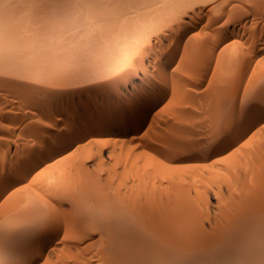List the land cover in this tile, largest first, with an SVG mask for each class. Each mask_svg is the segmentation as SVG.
Masks as SVG:
<instances>
[{"label":"rangeland","instance_id":"obj_1","mask_svg":"<svg viewBox=\"0 0 264 264\" xmlns=\"http://www.w3.org/2000/svg\"><path fill=\"white\" fill-rule=\"evenodd\" d=\"M3 1L4 2L7 1L8 8L3 3ZM77 1L76 0H52V1L23 0L22 3V0H1L2 3L0 7L4 4L6 7V11H5V7L2 6V8L0 9L2 11V12L0 11L1 14L0 30L1 32H3V37H1L2 34L0 33L1 35L0 36L1 37L0 38L1 39L0 40V63H1L0 70H2L0 71L1 72L0 73V169L2 166H4V164L6 165L7 162L9 161H11L12 163L18 161L19 163L18 162L16 163H18L20 168L10 178L3 179L2 180L3 182L0 185V190L2 189L0 191V201H1L0 221L5 219L4 218L5 216L6 218L8 217L10 218V216L12 217V215L14 214L17 215V212H19L20 209L22 210L25 208V207H21L20 204L23 205V203L25 202L24 203L25 206L28 201L27 198L30 199L32 197L33 199H35L36 195H38L36 197H38L39 199V200L35 199L37 202L45 199L46 202L45 201L44 202L46 204L49 203L48 205H50V206L46 205L47 207L46 210L43 212V214H40L41 216L39 217L40 220L38 222L39 224L32 231L28 232L22 237L19 235H12L10 238L9 237L7 239L5 238L8 244L6 247L5 246L3 247L2 249L3 251L1 252L4 253L1 254L2 255L4 254V256L7 255L8 258H6V260L10 259L7 260V262H5L7 264H16V263L17 264H86V263L103 264V262L105 261V258L102 255L104 253L103 243L105 242V240L103 241L104 237L102 238L103 235L100 232L98 233V231H94L95 233L91 231L93 235L90 232H88V234L87 233L81 234V232H77L79 234H76L77 236L75 235L76 232L74 228H76L75 225L76 221L74 222V220L76 219H74L75 216L73 215V210H71V208L73 209L75 198L81 199L85 196L88 197L89 199L84 197V199H82L83 201L82 200L80 201L84 202V200L86 199L85 202L91 200L94 203L97 201L96 200L97 198L104 195L102 196V198L106 197V201H104L103 203L115 202L116 204L118 203L119 204L118 206H121V208L122 205L125 208L129 207V209L124 208L123 210L125 211L127 209L130 210L132 206L134 207L136 205L138 207L135 206L134 208H132V213L131 211L130 212L126 211L128 212V215L133 214L132 216H134V218L133 217L131 218L138 220L139 222L143 220V222L145 221L144 222L145 224L150 220L149 223H147L149 226L151 225L152 221L155 220V222L153 221L152 226L153 225L157 226L163 223L161 222V219L162 221H164L163 224H169V222L173 220L172 214L173 212H175L176 208L178 207L177 206L178 203H179L178 205L180 206V202L182 201V199L184 200L183 195H185L186 196L185 200L188 199L190 201L188 200H186L185 202L183 201V205H185L184 206L185 208L181 209V207L183 206L178 207V210L175 213L176 215H181V216H178L177 218L178 219L180 218L179 220L184 221L185 224L187 225L189 220L190 221L193 220L190 219L191 216L193 217L194 214L196 216L198 215V213L200 214L201 212V215L203 214V216L199 215V217L201 218L207 217V218L204 219L202 218L200 221L198 220L199 219L198 217V219L195 221L196 223L192 222V224L191 223L190 224L193 225L194 223L197 226V224L199 223L198 224L199 229L198 227L196 228V226L194 225L197 230L201 231L202 229V231L205 230L206 232L208 230L207 232H210L216 224H217V227L215 226L216 228H218V226L220 227L221 225H224V223L221 224V222H224L221 219L225 218L221 216L223 215L222 213L224 212V210L226 209L225 210L226 213L224 214H226L227 216V213L231 212L227 210L228 208L232 209L233 206L234 209L238 208V206L242 202L240 198L242 197L245 198L244 193L246 192L245 194H247L248 192H250V188L252 189V187H255L253 188L255 190L256 187H258L257 188L258 190L256 189L254 194L259 193L260 191L264 193L263 192L264 190V185H263L264 184V178H263L264 177V172H263L264 171V167H263L264 165V151H263L264 149L263 148L264 147V90H262L264 89V6H263L264 2L262 1L264 0H240V1L239 0H211V1L207 0V2H205L206 0L205 1L200 0L199 2L198 0H184V1L171 0V2L174 3L173 4L174 8L171 6L172 4L170 3V0H160V1L146 0V2L145 0L142 1L131 0V2L128 4L125 2V0H103L102 3L106 2L103 4H100V2L98 3V1L101 0H96V1L77 0ZM85 1L87 2L86 4L88 6L85 4ZM126 1L129 2L130 0H126ZM139 1L142 3V5ZM167 1L169 2V4H167ZM195 1L196 3H194ZM201 1L203 3H201ZM249 1L250 2L252 1L253 3L251 2L249 4ZM88 2L90 4L92 3L91 6ZM93 2L95 5L93 4ZM133 2L134 4H132ZM137 2L138 4H135ZM157 2L160 3L161 6L158 5ZM175 2L178 5L179 4L180 5L178 6ZM79 3H83L84 5ZM149 3H150V7H148ZM104 4L106 7L104 6ZM120 4L122 6L125 5L123 6L124 9H122V6ZM130 4L133 7L129 6ZM152 4L153 7L151 9ZM114 5L116 7L118 6L120 7L116 8L114 7ZM138 5H140V7ZM156 5L160 6L159 8H161L162 10L159 9ZM215 5L216 7H214ZM110 7L113 8L110 9ZM146 7H148L149 9ZM104 8L106 9L108 8L107 12L111 11L108 12L111 15H109ZM145 8L146 10L145 12H143ZM258 8L261 9L259 10ZM65 9L68 10V14ZM100 9L103 10L101 11ZM113 9L116 10L114 11ZM164 9L167 11L168 14L164 11ZM83 10L85 13L82 12ZM88 10L91 11L89 12ZM151 10H153V12ZM3 11L5 12V14ZM117 11L119 12V14ZM219 11H221L220 14ZM102 12L104 16L106 15L105 17H103V15L102 16L100 15L102 14ZM112 12L115 14H113ZM39 13H41V15ZM86 13L88 16H86ZM90 14L93 16H91ZM98 14L99 17H94V16H98ZM141 14L143 16H140ZM85 16L87 18H85ZM92 17L94 19H92ZM159 17L161 20L159 19ZM84 18L86 19V21ZM121 18H123L124 20H122ZM82 19L84 21H82ZM136 19H138L137 21L139 22V24H137L138 22L136 23ZM158 19L160 22L157 21ZM170 20H172V22ZM103 21L106 22L104 23ZM111 23L114 24L112 25ZM141 23L143 25H141ZM93 24H95V26ZM221 24H223V26ZM139 25L142 27H140ZM64 27L67 28L65 29ZM122 27L123 29H121ZM185 27H187V29L184 31L183 29ZM88 28L90 29V31ZM101 28L102 30L105 29L104 32L101 30ZM10 29H12L13 31L15 30V34L14 32L12 33V30ZM85 29H87V31ZM112 29L116 30L117 32L113 31ZM105 31L108 32L106 33ZM120 31L123 32V34L120 33ZM86 32L87 34H85ZM180 32L181 34H183L184 32L185 33L178 41H176V43L175 42L173 43L175 46L174 48L177 47V49L175 50L174 55L168 57L166 55V51H167L166 42L170 41L172 36H176ZM78 33L80 34L78 35ZM99 34L102 35L100 36ZM90 35H91V39H93L94 42L90 39ZM219 35L223 36L220 40L218 39ZM26 36L28 37V40L31 43L27 40ZM72 37L74 38L72 39ZM82 38L83 40H81ZM101 39H104L103 42ZM75 40L78 41L75 42ZM50 41L52 43H50ZM122 41L125 43H123ZM96 43L98 45H96ZM110 43L113 45H111ZM99 44H103V45H99ZM124 44H126L127 46L125 45L123 47L122 45ZM197 44L199 45L200 48L197 46ZM25 46H27V48ZM97 46L98 49H96ZM18 47L19 49H17ZM65 47H67V49H65ZM99 47H101L102 50L101 48L99 49ZM124 48L126 50H124ZM13 49H15L14 52ZM23 49L24 50L27 49V50L24 51ZM7 53L10 54L7 55ZM41 53L43 54L41 55ZM108 55H110L111 58ZM13 56H15V59L18 62V64ZM18 57H20L21 59ZM106 57L108 58V60L106 59ZM234 57L236 60L234 59ZM7 60H9V63H7ZM22 60L25 62H23ZM105 61L106 62L108 61V64L107 63L105 64ZM232 62L234 63V65ZM27 63L29 64L27 65ZM121 63L122 65H120ZM228 63L229 64L231 63L230 66L232 67H230ZM26 65L27 67L29 66L31 69L29 67L27 68ZM102 65L105 67H103ZM13 67L14 68L16 67L15 69L17 70H15ZM22 69H24V71ZM225 69H227V71L229 70L228 71L229 73L227 71L225 72L224 71ZM7 72L11 73L12 75L11 74L9 75V73ZM36 72L39 74H37ZM49 72L50 74H47ZM28 73L31 74L29 75ZM14 77L16 80L14 79ZM17 78H19L20 81ZM24 79H26V81ZM21 81L23 83H20ZM32 81L33 82L35 81L37 85L35 83L33 84ZM92 81H96V82L93 83ZM34 86L36 91L33 93L25 92L23 94L22 91H20L22 88L25 87L29 88ZM50 87L51 89H49ZM216 88H218V90ZM224 88L227 90L225 93L226 96H224L225 95ZM39 90L45 93L46 96V97L44 96L45 98L36 94ZM220 92L223 94H220ZM145 94L147 95L145 96ZM215 94L217 95V98ZM218 94L220 95V97H218L219 96ZM220 99L223 100V102ZM138 100L140 101L143 100V102H141L142 105L140 104L139 106V104H137ZM213 100H216L215 105H213L214 103ZM220 101L222 103L226 102L224 103L225 105L221 106L222 104L220 103ZM42 102L45 104H43ZM135 103L138 105V106L136 105V107L134 108L136 113H139L141 110L142 111L140 112V117L138 119L140 121L135 122L133 126L132 124H130L132 118H129L130 116L127 117L128 115L126 114L129 110H131L132 112L134 111L133 107L135 106ZM142 106L143 108H141ZM84 109L88 110L86 115L83 114ZM77 110L80 111L79 114ZM240 113L243 115L242 120L241 121L235 120V117ZM84 118L86 119L84 120ZM181 120L183 121L181 122ZM122 121L123 123L125 122L126 123L123 124ZM185 121H188V123L187 122L185 123ZM127 122L129 123V126ZM183 122L185 125L183 124ZM119 123H121L122 125ZM55 124L57 126H55ZM126 127H128L127 128L128 130L125 129ZM220 129L221 131H217ZM181 130L184 132H182ZM119 131L121 133H119ZM188 132H190L191 134ZM170 133L172 134L170 135ZM190 135L193 137V139ZM112 136L114 138H112ZM170 136H174L173 139H171L172 137ZM180 136H183L182 137L183 139ZM175 137H177V139ZM116 138L118 139V141H115ZM159 141L161 143H159ZM183 142L185 143L187 142V143L183 144ZM174 143L176 144L175 146ZM167 144L169 145L167 146ZM258 144L263 145V147L261 145H260L261 147H259ZM178 145H180L181 148L180 146L177 147ZM185 145L186 146L189 145V146L186 147ZM168 147L169 149H167ZM32 151L36 152V155L33 156L32 159L30 157L29 160L26 157L29 156ZM69 151H71L70 152L71 154H68V156L65 155L66 153H69ZM246 153L247 154L249 153V155H247ZM250 155H251L250 157L251 159L248 158V156ZM239 156L241 157L240 162L237 161ZM234 157H236L235 163H238V165L235 164L236 168L238 166V171H236L237 169L233 167L234 163L232 164V162H234L232 161ZM242 158L244 163L247 162L245 163V166L243 163H241L243 162ZM256 158L257 160L259 159L260 163L256 161ZM27 159L29 161H27ZM249 162H251L250 163V165L252 164L251 166L249 165ZM16 163L14 165H16ZM240 164L241 166H239ZM41 167L42 169H40ZM255 167L258 169L259 172ZM228 168L229 171L231 170L230 172L228 171ZM254 168L256 169L255 170L256 172L254 171ZM158 169L163 171L160 172V170ZM157 170H158L157 174L159 175L155 176L154 173H156ZM241 170H243V172ZM251 170H252L251 172L252 174L250 173ZM221 172L223 173V175L224 174L225 175L223 176ZM231 172L233 173L235 172L234 174L232 173V177H230ZM238 172L240 173L242 172V173L238 174ZM245 172L247 175L244 174ZM162 173H165V176ZM216 174H217V178H215V180L217 182H215L213 179V175L216 176ZM227 175L229 178L227 177ZM221 176L224 178H222ZM233 176L234 178H238L239 176L241 177L244 176V177L242 178L239 177L240 179L238 178L234 180ZM153 177L155 178L161 177L158 178V180L160 179L161 181L160 180L158 181ZM218 177H219V181L220 180L223 181L225 179L224 180L225 182L219 183ZM253 177H256V179L254 178L255 179L254 180ZM87 179L89 180V183ZM262 179L263 181H261ZM236 180L238 181L241 180V181L238 182ZM96 181H98L97 184L99 185L95 183ZM229 181L233 184H231ZM93 182L95 184H93ZM90 183L92 186L90 185ZM225 183H227V185ZM77 184L78 186L80 184L81 188L76 186ZM217 185H219V188ZM234 185L237 186V188L239 187L240 190L235 188ZM72 186L73 187L75 186L76 188H73ZM95 186H97L96 189ZM77 187L79 189H77ZM87 187H88L87 190L89 189L91 190L93 188L92 190L94 191L92 190L87 191L86 190ZM261 187L263 190H261ZM101 188H103L104 190L109 188L108 189L109 192L108 190H106L105 192ZM246 188L249 189V191ZM15 189L18 190L15 191ZM65 189H67V191ZM73 189L75 190L76 193H73L74 192ZM253 189L251 191H254ZM61 190L63 192V194L62 193L61 194L64 195V197L60 195ZM103 191L105 192V194L103 193ZM110 191L112 192V194ZM55 192L57 193L54 194ZM64 192L66 194H64ZM88 192H91L90 194L93 195L92 198L93 197L96 198L97 195L95 194L97 193H99V195L101 196H98L96 199L93 198L94 199L93 201ZM93 192L94 193L97 192V193L94 194ZM22 193H24L25 196ZM69 193H72L73 196H71L72 194L70 195ZM106 193L108 194V196ZM26 194H28L29 197L27 196V198H25ZM173 194H174V198L171 199L173 197ZM21 195L24 198H22ZM69 196L71 197L75 196V197L73 199L70 198ZM169 196L172 197L168 201L171 202L173 200L175 203L167 202V198ZM180 196L181 198L178 199V197ZM17 197H19L18 198L19 200L22 199V201L20 200L19 205L18 202L16 201L18 200ZM66 197L67 198L69 197L70 199L69 198L67 199ZM4 198L7 199L3 200ZM175 198L178 199L177 204ZM104 199L100 198L101 201H103ZM119 200L121 203L118 202ZM194 200L195 203L197 204L194 203ZM162 201L163 202L166 201L167 206L171 204L170 207H167L169 212L167 209H165L166 207L163 208L165 204ZM100 202L98 201V203ZM126 202H128V204H126ZM149 202H151L152 204ZM187 202L188 204L194 203L193 205H196L195 206L196 208L200 206L204 209L198 208L199 212H197V210H195L196 208L193 205L192 207L189 204L190 208L191 207L195 208L194 211L190 209L188 206H186ZM235 202L236 205L232 206V203L235 204ZM144 203H145L144 205L145 207H143ZM148 203L153 206L155 205L156 207L159 205V208L157 207L156 209V207L154 206L155 208L153 209V206L151 208V206ZM155 203L156 204L163 203V204L156 205ZM229 204L231 207L229 206ZM64 207L67 208V210L64 209ZM147 207L149 208V210L150 209L152 211L157 210V212L155 211L156 213H154V211L153 212L151 210L148 211L147 209L148 212L147 213L146 212ZM160 207L162 208L160 209ZM187 207L188 209H190L188 210L189 213L192 210L191 213L193 215L190 213L191 215L190 217H189V213L187 217H184L185 215H187L188 212L186 209ZM141 208H143L145 211ZM13 209H15L17 212ZM134 209L137 211V213H134L136 212ZM183 209H186L187 211L186 214L184 213ZM70 210L72 212H70ZM178 211L179 212L181 211V213L179 214ZM44 213L45 215L47 214L48 216L46 215L45 217ZM159 213L162 215V217ZM83 214H84L83 217H86L85 214L90 215V212L85 211V213L83 212ZM155 214L158 215L155 216ZM42 215L44 216L43 218ZM70 215H72L74 218L72 219L71 218L72 216ZM176 215H174V217H176ZM149 216L152 217L154 216V217L150 218ZM164 216L166 217L168 216L169 218L167 217L166 219V217ZM182 216L184 217L183 220H182ZM33 217L35 216L31 215L30 217L31 220L33 219ZM69 217L73 221L70 220ZM163 217L165 218V220ZM156 218H159L160 221ZM34 219H36V217ZM184 219L188 221L186 222V220ZM168 220L170 221L168 222ZM216 220L217 222L221 220L220 223L218 222L221 225L215 222ZM205 221L207 222V225H205L206 224ZM243 221H244L243 224L245 225L246 219H244ZM159 222L161 223L159 224ZM69 223L71 227H69L70 226ZM249 223L253 225L252 222ZM249 223L246 224V227L247 225H249ZM199 225L201 226L205 225L204 226L205 228L204 227L201 228ZM227 236L228 237L224 236L222 241L228 240L229 238L230 239L229 241L231 242V240L234 239L232 236L235 235L233 234ZM99 238L102 240H100ZM253 238L249 239V242L246 241L247 247L241 248L242 253L239 252L240 251L238 250L239 248H237L238 251L235 252L236 255L233 254L235 249L232 248L233 249L232 251L229 247V249L227 250L226 248L230 243V242L227 243V241L226 243L224 242L225 244H228L227 247L225 244L221 243L223 247H226L224 249L227 251L222 249L223 247L221 248L220 246L219 249L225 252H221L220 250L218 251L214 250L212 253L216 254V257H217V253L218 254L222 253V255L220 254L219 257H217L218 260L221 258L226 259L225 255L227 254L230 255V257L229 255H227V260L231 259L232 257L234 258L242 257L241 259L243 260V262L241 261L242 263L244 262L248 263L247 261L253 259V257H255V254L257 258L258 257L262 258L261 253L262 256L264 257L263 254L264 251H262L263 248L259 249L258 246L259 243L256 242L259 240H256L255 236H253ZM92 240H94L96 243ZM100 242H102L103 245H101ZM205 242L204 244L202 243V245L206 247V244L207 246L209 244L208 241ZM215 242L212 241L209 243L211 244L213 243L212 245L214 246ZM90 243L91 245H89ZM97 243L98 245H101L100 246L101 249L99 248V246H97ZM253 243L255 245L258 243V245L255 246ZM210 245L207 248L213 247ZM189 248H190L189 250H192L193 247L192 248L189 247ZM194 249L196 248L195 247L193 248V252L189 251L187 252L188 254L185 253L184 255L179 256V258L177 256V259L183 257L184 259L188 260L189 258H191L193 259V262L191 259H189L190 260L189 264L192 263L194 264V260L196 258V260L199 261L198 263L204 264L202 261L205 260V255L206 258H208L209 255L210 257L211 255L213 257L212 253L210 254L208 253L209 254L208 257H207V253H205L204 258H202L201 261L200 257L202 254L198 255L197 252H195L197 251V249L195 251ZM243 249H246L245 252L243 251ZM252 249L256 253L253 252ZM187 251H188V247H187ZM229 251H231L232 253L230 254ZM250 251L253 253H251ZM100 252L101 254H99ZM194 252L195 254L191 255V253ZM244 253H245V257H244L245 259L247 258L248 255H249L248 257L251 259L248 260L246 259L244 261L243 258ZM78 254L81 255V258L79 257ZM196 254L198 255V257H196ZM168 255L167 258L165 257V255H163L162 256L163 259L161 257L154 256V254L153 257L155 258H152V256L150 255L148 256V258H146L147 261H145V264H151V263L172 264L173 261L170 260L173 259H174L173 264H176V262L179 261L181 262V259L176 261V256L172 255L173 259H171L169 258L171 257V255H169V257ZM194 255L195 258H193ZM97 257L100 259L98 261L97 260L95 261ZM212 257L210 258L211 260L206 259V261H208L209 263L210 261H214L215 258L212 259ZM13 258L15 261L13 260ZM164 258L170 260L168 261ZM198 258L200 260H198ZM101 259L103 262L101 261ZM184 259L183 261H185ZM232 260L234 259L232 258L229 261ZM82 261L85 263H82ZM99 261H101V263ZM197 261H195L196 264H198Z\"/></svg>","mask_w":264,"mask_h":264},{"label":"bare ground","instance_id":"obj_2","mask_svg":"<svg viewBox=\"0 0 264 264\" xmlns=\"http://www.w3.org/2000/svg\"><path fill=\"white\" fill-rule=\"evenodd\" d=\"M35 1V0H34ZM52 1V0H51ZM77 1V0H76ZM80 1V0H79ZM82 1V0H81ZM84 1V0H83ZM96 1V0H95ZM102 1L103 0H101V1H98V3L100 2V4H103V3H106V2H103L102 3ZM133 1V0H132ZM140 1H142V0H140ZM139 1V2H140ZM150 1H152V0H150ZM160 1V0H159ZM174 1V0H173ZM181 1V0H180ZM184 1V0H183ZM182 1V2H183ZM200 0H198V2H199ZM203 1H205V0H203ZM211 1V0H210ZM240 1V0H239ZM10 2V1H9ZM11 2H13V1H11ZM47 2V1H46ZM70 2V1H69ZM73 2V1H72ZM75 2V1H74ZM78 2V1H77ZM90 2V1H89ZM88 2V3H89ZM110 2V1H109ZM112 2V1H111ZM118 2V1H117ZM119 2H121V1H119ZM124 2V1H123ZM125 2L128 4V3H130L131 2V0L129 1V2H127L126 0H125ZM145 2H146V0H145ZM145 2H144V4H145ZM155 2V1H154ZM166 2V1H165ZM177 2V1H176ZM175 2V3H176ZM182 2H180V3H182ZM190 2V1H189ZM189 2H187V3H189ZM205 2H207V0L205 1ZM252 2V1H251ZM250 1H249V4L251 3ZM262 2H264V1H262ZM1 0H0V5H1ZM3 3L7 6V8H8V5H7V1L6 2H4L3 1ZM22 3H23V0H22ZM63 3H65V2H63ZM84 3V2H83ZM83 3H79V4H83ZM87 2L85 1V4H86ZM97 3V2H96ZM113 3H115V2H113ZM113 3H112V5H113ZM141 3V2H140ZM147 3H148V1H147ZM152 3V2H151ZM163 3V2H162ZM170 3L172 4L171 6L173 7L174 5V3L173 2H171V0H170ZM186 3V2H185ZM193 3V2H192ZM194 3H196V1L194 2ZM201 3H203L202 1H201ZM223 3V2H222ZM243 3V2H242ZM244 3H245V1H244ZM253 3V2H252ZM2 5V6H4L5 7V5ZM18 4V3H17ZM28 4V3H27ZM33 4V3H32ZM36 4V3H35ZM61 4V3H60ZM90 4V3H89ZM92 4V3H91ZM91 4H90V6H91ZM93 4H94V2H93ZM122 4H124V3H122ZM132 4H134V2L132 3ZM135 4H138V2L137 3H135ZM153 4H155V3H153ZM153 4L151 5V9H152V7H153ZM157 4L158 5H160V3H158L157 2ZM166 4V3H165ZM167 4H169V2L167 1ZM177 4V3H176ZM175 4V5H176ZM214 4V3H213ZM218 4V3H217ZM221 4V3H220ZM233 4V3H232ZM248 4V3H247ZM53 5V4H52ZM74 5V4H73ZM77 5V4H76ZM84 5V4H83ZM87 5V4H86ZM95 5V4H94ZM109 5V4H108ZM119 5V4H118ZM121 5V4H120ZM141 5H142V3H141ZM158 5H156L158 8L161 6H158ZM178 5V4H177ZM180 5V4H179ZM178 5V6H179ZM238 5V4H237ZM245 5H246V3H245ZM252 5V4H251ZM254 5V4H253ZM256 5V4H255ZM260 5V4H259ZM258 5V6H259ZM2 6L0 7V9L2 8ZM12 6V5H11ZM16 6V5H15ZM30 6V5H29ZM41 6V5H40ZM75 6V5H74ZM88 6V5H87ZM96 6H97V4H96ZM104 6H105V4H104ZM111 6V5H110ZM122 6V5H121ZM123 6H125V5H123ZM123 6H122V9H124L123 8ZM127 6V5H126ZM129 6H132L131 4L129 5ZM128 6V7H129ZM139 7H140V5H138ZM144 6V5H143ZM143 6H142V9H143ZM163 6V5H162ZM168 6V5H167ZM177 6V7H178ZM181 6H183V5H181ZM180 6V7H181ZM264 6V5H263ZM39 7V6H38ZM44 7V6H43ZM54 7V6H53ZM60 7V6H59ZM67 7V6H66ZM69 7V6H68ZM72 7V6H71ZM78 7V6H77ZM80 7V6H79ZM83 7H85V6H83ZM102 7V6H101ZM106 7V6H105ZM114 7H116L115 5H114ZM118 7H120V6H118ZM118 7H116V8H118ZM133 7V6H132ZM132 7H130V8H132ZM136 7V6H135ZM145 7V6H144ZM148 7H150V3H149V6ZM148 7H146V8H148ZM154 7H155V5H154ZM214 7H216V5L214 6ZM222 7V6H221ZM231 7H232V5H231ZM239 7V6H238ZM18 8V7H17ZM34 8V7H33ZM41 8V7H40ZM51 8V7H50ZM81 8V7H80ZM100 8V7H99ZM111 8H113V7H110V9ZM146 8L143 10V12H145V10H146ZM165 8V7H164ZM167 8H169V7H167ZM174 8V7H173ZM176 8V7H175ZM230 8V7H229ZM247 8V7H246ZM20 9H22V8H20ZM24 9V8H23ZM60 9V8H59ZM74 9V8H73ZM72 9V10H73ZM83 9V8H82ZM91 9H92V7H91ZM95 9V8H94ZM97 9V8H96ZM105 10H106V12H107V9L106 8H104ZM121 9V8H120ZM141 9V8H140ZM149 9V8H148ZM159 9H161V8H159ZM231 9V8H230ZM233 9V8H232ZM248 9V8H247ZM259 9V8H258ZM261 9V8H260ZM259 9V10H260ZM3 10V9H2ZM12 10V9H11ZM57 10V9H56ZM66 10V9H65ZM76 10H77V8H76ZM85 10V9H84ZM84 10L82 11V12H84ZM101 10V9H100ZM103 10V9H102ZM101 10V11H102ZM114 10V9H113ZM116 10V9H115ZM114 10V11H115ZM135 10V9H134ZM138 10V9H137ZM162 10V9H161ZM168 10V9H167ZM174 10V9H173ZM229 10V9H228ZM235 10V9H234ZM241 10V9H240ZM253 10V9H252ZM1 11V10H0ZM5 11H6V7H5ZM15 11V10H14ZM42 11V10H41ZM67 11V14H68V10H66ZM65 11V12H66ZM75 11V10H74ZM89 11V10H88ZM91 11V10H90ZM89 11V12H90ZM113 11V12H114ZM141 11V10H140ZM139 11V12H140ZM152 12H153V10H151ZM164 11L167 13V11L164 9ZM169 11V10H168ZM222 11V10H221ZM221 11H219V14H220V12ZM2 12V11H1ZM4 12V11H3ZM11 12V11H10ZM19 12H20V10H19ZM57 12V11H56ZM71 12V11H70ZM86 12H87V10H86ZM100 12V11H99ZM105 12V11H104ZM108 12H111V11H108ZM107 12V13H108ZM112 12V13H113ZM118 12V11H117ZM117 12H116V14H117ZM122 12H123V10H122ZM138 12V13H139ZM154 12H155V10H154ZM175 12V11H174ZM7 13V12H6ZM72 13V12H71ZM81 13V12H80ZM85 13V12H84ZM94 13V12H93ZM128 13V12H127ZM141 13V12H140ZM171 13H173V12H171ZM176 13V12H175ZM229 13H230V11H229ZM4 14H5V12H4ZM13 14V13H12ZM15 14V13H14ZM21 14V13H20ZM23 14V13H22ZM40 15H41V13H39ZM58 14V13H57ZM73 14V13H72ZM78 14V13H77ZM76 14V15H77ZM109 14V13H108ZM107 14V15H108ZM113 14H115V13H113ZM118 14H119V12H118ZM168 14V13H167ZM170 14V13H169ZM195 14V13H194ZM245 14H247V13H245ZM1 15V14H0ZM9 15V14H8ZM18 15V14H17ZM65 15V14H64ZM64 15H62V16H64ZM80 15V14H79ZM83 15V14H82ZM91 15V14H90ZM101 16L103 15V17H105L104 16V14H103V12H102V14H100ZM109 15H111V14H109ZM144 15H146V14H144ZM229 15V14H228ZM12 16V15H11ZM86 16H88L87 15V13H86ZM85 16V18H87ZM91 16H93V15H91ZM117 16H119V15H117ZM140 16H143L142 14L140 15ZM165 16V15H164ZM170 16V15H169ZM171 16H172V14H171ZM175 16V15H174ZM231 16V15H230ZM255 16V15H254ZM260 16H261V14H260ZM67 17V16H66ZM69 17V16H68ZM82 17V16H81ZM94 17H99V14H98V16H94ZM138 17V16H137ZM136 17V18H137ZM147 17V16H146ZM163 17V16H162ZM188 17V16H187ZM228 17V16H227ZM20 18V17H19ZM49 18V17H48ZM58 18V17H57ZM70 18V17H69ZM78 18V17H77ZM83 18V17H82ZM84 18V19H85ZM109 18V17H108ZM172 18V17H171ZM230 18V17H229ZM6 19V18H5ZM9 19V18H8ZM12 19V18H11ZM45 19V18H44ZM54 19H56V18H54ZM71 19V18H70ZM81 19V18H80ZM92 19H94L93 17H92ZM107 19V18H106ZM111 19V18H110ZM122 20H124L123 18H121ZM146 19V18H145ZM159 19H160V17H159ZM159 19L157 20V21H159ZM225 19V18H224ZM227 19V18H226ZM32 20H33V18H32ZM61 20V19H60ZM88 20V19H87ZM99 20V19H98ZM114 20V19H113ZM116 20V19H115ZM138 19H136V23L138 22L137 21ZM143 20V19H142ZM149 20V19H148ZM161 20V19H160ZM163 20H166V19H163ZM162 20V21H163ZM4 21V20H3ZM2 21V22H3ZM19 21V20H18ZM21 21V20H20ZM26 21V20H25ZM77 21V20H76ZM82 21H84L83 19H82ZM85 21H86V19H85ZM91 21V20H90ZM100 21H102V20H100ZM119 21V20H118ZM117 21V22H118ZM126 21V20H125ZM171 22H172V20H170ZM176 21V20H175ZM193 21V20H192ZM223 21H226V20H223ZM222 21V22H223ZM53 22V21H52ZM57 22V21H56ZM55 22V23H56ZM67 22H69V21H67ZM92 22H95V21H92ZM96 22H97V20H96ZM104 22V21H103ZM102 22V23H103ZM106 22V21H105ZM104 22V23H105ZM116 22V21H115ZM140 22H141V20H140ZM156 22V21H155ZM160 22V21H159ZM222 22H220V23H222ZM6 23V22H5ZM12 23V22H11ZM82 23V22H81ZM80 23V24H81ZM120 23H121V21H120ZM148 23H149V21H148ZM167 23V22H166ZM181 23V22H180ZM224 23V22H223ZM29 24V23H28ZM27 24V25H28ZM39 24V23H38ZM57 24V23H56ZM64 24V23H63ZM80 24H78V25H80ZM87 24V23H86ZM112 25L114 24V23H111ZM110 24V25H111ZM116 24V23H115ZM137 24H139V22L137 23ZM225 24V23H224ZM228 24V23H227ZM9 25V24H8ZM19 25H20V23H19ZM22 25V24H21ZM54 25V24H53ZM92 25V24H91ZM94 26H95V24H93ZM97 25H98V23H97ZM122 25H123V23H122ZM141 25H143L142 23H141ZM218 25H220V24H218ZM222 26H223V24H221ZM11 26V25H10ZM15 26V25H14ZM23 26V25H22ZM52 26V25H51ZM69 26V25H68ZM75 26V25H74ZM76 26H77V23H76ZM87 26V25H86ZM106 26H107V23H106ZM140 26V25H139ZM194 26V25H193ZM229 26V25H228ZM20 27V26H19ZM36 27V26H35ZM81 27V26H80ZM85 27V26H84ZM116 27V26H115ZM140 27H142V26H140ZM177 27V26H176ZM175 27V28H176ZM190 27V26H189ZM31 28V27H30ZM45 28V27H44ZM65 28V27H64ZM67 28V27H66ZM65 28V29H66ZM70 28V27H69ZM82 28V27H81ZM103 28V27H102ZM102 28H101V30H102ZM110 28V27H109ZM183 28V27H182ZM5 29V28H4ZM12 29H13V27H12ZM12 29H10V30H12ZM16 29V28H15ZM27 29V28H26ZM59 29V28H58ZM72 29V28H71ZM80 29V28H79ZM89 29V28H88ZM99 29V28H98ZM115 29V28H114ZM117 29H118V26H117ZM121 29H123V27L121 28ZM187 29V27H185L183 30L185 31ZM18 30V29H17ZM49 30V29H48ZM57 30V29H56ZM55 30V31H56ZM74 30V29H73ZM72 30V31H73ZM86 31H87V29H85ZM93 30V29H92ZM94 30H96V29H94ZM101 30H99V31H101ZM105 30V29H104ZM104 30H102L103 32H104ZM113 30V29H112ZM124 30H126V29H124ZM128 30V29H127ZM172 30V29H171ZM35 31V30H34ZM60 31V30H59ZM66 31V30H65ZM77 31H78V29H77ZM81 31V30H80ZM89 31H90V29H89ZM88 31V32H89ZM98 31V30H97ZM113 31H116V30H113ZM123 31V30H122ZM14 32V34H15V30L13 31L12 30V33ZM36 32V31H35ZM52 32V31H51ZM67 32V31H66ZM74 32V31H73ZM106 33L108 32V31H105ZM117 32V31H116ZM172 32V31H171ZM183 32V31H182ZM187 32V31H186ZM0 33L2 34V36L1 37H3V32H1V30H0ZM17 33H19V32H17ZM54 33V32H53ZM62 33V32H61ZM68 33V32H67ZM84 33V32H83ZM92 33V32H91ZM112 33V32H111ZM119 33V32H118ZM120 33H122L123 34V32H121L120 31ZM134 33V32H133ZM185 33V32H184ZM183 33V34H184ZM9 34V33H8ZM27 34V33H26ZM38 34V33H37ZM42 34H43V32H42ZM55 34V33H54ZM63 34V33H62ZM77 34V33H76ZM80 33H78V35H79ZM82 34V33H81ZM85 34H87V32L85 33ZM104 34V33H103ZM114 34V33H113ZM117 34V33H116ZM136 34V33H135ZM173 34V33H172ZM183 34H181V32L180 33H178V35H176V36H172L171 37V35H170V37H171V40L170 41H168V42H166L167 44H166V55L169 57V56H172V55H174L175 54V50L177 49V47L176 48H174L175 46H174V42L176 43V41H178L181 37H182V35ZM190 34V33H189ZM223 34V33H222ZM5 35V34H4ZM23 35V34H22ZM47 35V34H46ZM64 35V34H63ZM83 35V34H82ZM93 35V34H92ZM100 35V34H99ZM98 35V36H99ZM102 35V34H101ZM100 35V36H101ZM108 35V34H107ZM194 35V34H193ZM6 36V35H5ZM20 36V35H19ZM38 36V35H37ZM52 36V35H51ZM59 36V35H58ZM70 36V35H69ZM84 36V35H83ZM97 36V35H96ZM95 36V37H96ZM118 36H119V34H118ZM0 37V38H1ZM7 37V36H6ZM27 37V36H26ZM28 37H29V34H28ZM28 37H27V40H28ZM32 37V36H31ZM44 37V36H43ZM57 37V36H56ZM67 37V36H66ZM81 37V36H80ZM116 37V36H115ZM125 37V36H124ZM169 37V36H168ZM223 36L222 35H219V40L222 38ZM12 38V37H11ZM10 38V39H11ZM37 38V37H36ZM51 38V37H50ZM65 38V37H64ZM74 37H72V39H73ZM100 38V37H99ZM112 38V37H111ZM197 38V37H196ZM21 39V38H20ZM24 39V38H23ZM30 39H32V38H30ZM47 39V38H46ZM49 39V38H48ZM53 39V38H52ZM56 39V38H55ZM90 39H91V35H90ZM107 39V38H106ZM110 39V38H109ZM120 39V38H119ZM169 39V38H168ZM1 40V39H0ZM3 40V39H2ZM81 40H83V38L81 39ZM84 40H86V39H84ZM92 41H93V39H91ZM95 40V39H94ZM98 40V39H97ZM102 40V42H103V40L104 39H101ZM108 40V39H107ZM115 40V39H114ZM217 40V39H216ZM4 41V40H3ZM2 41V42H3ZM12 41V40H11ZM29 41V40H28ZM60 41V40H59ZM68 41H69V39H68ZM76 41H78V40H75V42ZM96 41V40H95ZM30 42V41H29ZM56 42V41H55ZM74 42V41H73ZM81 42V41H80ZM86 42V41H85ZM94 42V41H93ZM92 42V43H93ZM101 42V43H102ZM112 42H113V39H112ZM123 42V41H122ZM122 42H121V44H122ZM263 42V41H262ZM7 43H9V42H7ZM19 43V42H18ZM31 43V42H30ZM29 43V44H30ZM41 43V42H40ZM50 43H52L51 41H50ZM61 43V42H60ZM88 43V42H87ZM118 43V42H117ZM123 43H125V42H123ZM16 44H17V42H16ZM22 44V43H21ZM26 44V43H25ZM104 44H106V43H104ZM111 44V43H110ZM116 44V43H115ZM121 44H120V46H121ZM3 45V44H2ZM7 45V44H6ZM96 45H98L97 43H96ZM99 45H103V44H99ZM111 45H113V44H111ZM118 45V44H117ZM126 44H124V45H122L123 47L125 46ZM134 45V44H133ZM163 45V44H162ZM211 45V44H210ZM8 46H9V44H8ZM12 46V45H11ZM10 46V47H11ZM24 46V45H23ZM33 46V45H32ZM57 46H58V44H57ZM74 46V45H73ZM76 46V45H75ZM106 46V45H105ZM119 46V45H118ZM127 46V45H126ZM130 46V45H129ZM197 46L199 47V45L197 44ZM197 46H196V48H197ZM213 46V45H212ZM262 46V45H261ZM26 48H27V46H25ZM30 47V46H29ZM80 47V46H79ZM84 47V46H83ZM96 47V46H95ZM163 47V46H162ZM20 48H22V47H20ZM36 48V47H35ZM39 48V47H38ZM47 48V47H46ZM76 48V47H75ZM93 48V47H92ZM91 48V49H92ZM101 47H99V49H100ZM119 48V47H118ZM128 48V47H127ZM164 48H165V46H164ZM200 48V47H199ZM198 48V49H199ZM9 49V48H8ZM12 49V48H11ZM16 49V48H15ZM15 49H13V52H14V50ZM17 49H19V47L17 48ZM16 49V50H17ZM41 49V48H40ZM65 49H67V47H65ZM96 49H98V46H97V48ZM130 49H132V48H130ZM5 50V49H4ZM24 50V49H23ZM25 50H27V49H25ZM24 50V51H25ZM29 50V49H28ZM31 50V49H30ZM45 50V49H44ZM43 50V51H44ZM72 50V49H71ZM86 50V49H85ZM101 50H102V48H101ZM124 50H126L125 48H124ZM140 50V49H139ZM164 50V49H163ZM75 51V50H74ZM92 51H94V50H92ZM112 51H115V50H112ZM194 51H196V50H194ZM193 51V52H194ZM198 51V50H197ZM7 52V51H6ZM9 52V51H8ZM19 52V51H18ZM21 52V51H20ZM58 52V51H57ZM87 52V51H86ZM108 52V51H107ZM106 52V53H107ZM124 52H126V51H124ZM200 52V51H199ZM26 53V52H25ZM38 53V52H37ZM36 53V54H37ZM44 53V52H43ZM43 53H41V55L43 54ZM51 53V52H50ZM60 53H61V51H60ZM95 53V52H94ZM111 53V52H110ZM131 53V52H130ZM195 53V52H194ZM201 53V52H200ZM199 53V54H200ZM10 54V53H9ZM8 53H7V55H9ZM15 54V53H14ZM59 54V53H58ZM74 54V53H73ZM84 54V53H83ZM116 54H117V52H116ZM129 54V53H128ZM19 55V54H18ZM23 55V54H22ZM21 55V56H22ZM25 55V54H24ZM33 55V54H32ZM65 55V54H64ZM66 55H67V53H66ZM92 55V54H91ZM94 55V54H93ZM96 55V54H95ZM107 55V54H106ZM111 55V54H110ZM110 55H108L109 57H110ZM193 55V54H192ZM201 55V54H200ZM6 56V55H5ZM17 56V55H16ZM71 56V55H70ZM203 56V55H202ZM205 56V55H204ZM14 57V59H15V56H13ZM23 57V56H22ZM25 57V56H24ZM91 57H93V56H91ZM104 57V56H103ZM127 57H129V56H127ZM156 57H157V55H156ZM195 57V56H194ZM11 58V57H10ZM18 58H20V57H18ZM30 58V57H29ZM46 58V57H45ZM63 58V57H62ZM100 58H101V56H100ZM99 58V59H100ZM111 58V57H110ZM116 58V57H115ZM172 58V57H171ZM170 58V59H171ZM206 58V57H205ZM3 59V58H2ZM21 59V58H20ZM27 59V58H26ZM31 59H34V58H31ZM40 59V58H39ZM85 59V58H84ZM89 59V58H88ZM104 59V58H103ZM106 59L108 60V58L106 57ZM105 59V60H106ZM193 59V58H192ZM200 59V58H199ZM234 59H235V57H234ZM233 59V60H234ZM238 59V58H237ZM29 60V59H28ZM27 60V61H28ZM38 60V59H37ZM96 60V59H95ZM97 60H98V58H97ZM112 60V59H111ZM115 60V59H114ZM117 60H119V59H117ZM125 60V59H124ZM152 60V59H151ZM197 60V59H196ZM207 60V59H206ZM228 60V59H227ZM226 60V61H227ZM236 60V59H235ZM15 61H16V59H15ZM23 61V60H22ZM39 61V60H38ZM104 61V60H103ZM131 61V60H130ZM17 62V61H16ZM23 62H25V61H23ZM79 62V61H78ZM88 62V61H87ZM97 62V61H96ZM100 62V61H99ZM102 62V61H101ZM112 62V61H111ZM124 62V61H123ZM159 62V61H158ZM199 62V61H198ZM201 62V61H200ZM234 62V61H233ZM232 62V63H233ZM7 63H9V60H7ZM40 63V62H39ZM68 63V62H67ZM80 63V62H79ZM108 64V61L106 62L105 61V64ZM109 63H110V61H109ZM119 63V62H118ZM126 63V62H125ZM194 63V62H193ZM223 63V62H222ZM227 63V62H226ZM1 64V63H0ZM10 64H11V62H10ZM17 64H18V62H17ZM21 64H23V63H21ZM29 63H27V65H28ZM34 64V63H33ZM48 64V63H47ZM69 64V63H68ZM103 64V63H102ZM114 64H115V62H114ZM117 64V63H116ZM197 64V63H196ZM229 64V63H228ZM13 65V64H12ZM27 65H26V67H27ZM40 65V64H39ZM120 65H122V63L120 64ZM119 65V66H120ZM194 65V64H193ZM221 65V64H220ZM231 65V63L229 64V66ZM233 65H234V63H233ZM23 66V65H22ZM32 66V65H31ZM103 66V65H102ZM124 66V65H123ZM130 66V65H129ZM163 66V65H162ZM226 66V65H225ZM6 67V66H5ZM5 67H3V68H5ZM12 67V66H11ZM18 67V66H17ZM20 67V66H19ZM24 67H25V65H24ZM29 67V66H28ZM27 67V68H28ZM41 67V66H40ZM60 67V66H59ZM103 67H105V66H103ZM109 67H110V64H109ZM115 67V66H114ZM121 67V66H120ZM126 67V66H125ZM228 67V66H227ZM226 67V68H227ZM230 67H232V66H230ZM2 68V67H1ZM14 68V67H13ZM13 68H11V69H13ZM16 68V67H15ZM14 68V69H15ZM23 68V67H22ZM30 68V67H29ZM64 68V67H63ZM113 68V67H112ZM111 68V69H112ZM127 68V67H126ZM194 68H196V67H194ZM198 68V67H197ZM31 69V68H30ZM36 69V68H35ZM39 69V68H38ZM52 69V68H51ZM66 69V68H65ZM105 69V68H104ZM108 69H110V68H108ZM115 69V68H114ZM228 69V68H227ZM227 69H225L224 71L226 72L227 71ZM231 69V68H230ZM9 70V69H8ZM15 70H17V69H15ZM14 70V71H15ZM19 70H20V68H19ZM23 71H24V69H22ZM26 70V69H25ZM71 70V69H70ZM118 70V69H117ZM126 70V69H125ZM124 70V71H125ZM129 70V69H128ZM194 70H196V69H194ZM0 71H2V70H0ZM5 71V70H4ZM3 71V72H4ZM12 71V70H11ZM34 71V70H33ZM45 71V70H44ZM108 71V70H107ZM140 71V70H139ZM198 71H199V69H198ZM223 71V72H224ZM229 71V70H228ZM227 71V72H228ZM2 72V73H3ZM6 72V71H5ZM13 72V71H12ZM16 72H18V71H16ZM15 72V73H16ZM40 72V71H39ZM48 72V71H47ZM104 72V71H103ZM106 72V71H105ZM1 73V72H0ZM7 73H9V72H7ZM25 73V72H24ZM32 73V72H31ZM30 73V74H31ZM37 73V72H36ZM124 73V72H123ZM229 73V72H228ZM11 73H9V75H10ZM29 74V73H28ZM29 74V75H30ZM37 74H39V73H37ZM47 74H50V72L49 73H47ZM46 74V75H47ZM226 74V73H225ZM12 75V74H11ZM19 75V74H18ZM26 75V74H25ZM90 75V74H89ZM112 75V74H111ZM5 76V75H4ZM7 76V75H6ZM15 76H16V74H15ZM28 76V75H27ZM34 76V75H33ZM32 76V77H33ZM36 76V75H35ZM81 76V75H80ZM91 76V75H90ZM97 76V75H96ZM227 76V75H226ZM9 77V76H8ZM88 77V76H87ZM86 77V78H87ZM93 77V76H92ZM108 77V76H107ZM163 77V76H162ZM35 78V77H34ZM45 78V77H44ZM90 78V77H89ZM94 78H96V77H94ZM100 78V77H99ZM104 78H106V77H104ZM111 78H112V76H111ZM13 79V78H12ZM14 79H15V77H14ZM19 81H20V79L19 78H17ZM60 79V78H59ZM93 79V78H92ZM16 80V79H15ZM25 81H26V79H24ZM36 80H37V78H36ZM80 80V79H79ZM86 80H88V79H86ZM91 80V79H90ZM102 80V79H101ZM113 80V79H112ZM43 81H45V80H43ZM81 81V80H80ZM9 82V81H8ZM30 82V81H29ZM33 82V81H32ZM86 82V81H85ZM90 82V81H89ZM93 83L94 82H96V81H92ZM158 82V81H157ZM254 82H255V80H254ZM6 83V82H5ZM20 83H23L22 81L20 82ZM19 83V84H20ZM35 83V81L33 82V84ZM48 83V82H47ZM76 83V82H75ZM18 84V85H19ZM29 84V83H28ZM36 85H37V83H35ZM84 84V83H83ZM91 84V83H90ZM113 84V83H112ZM26 85V84H25ZM75 85H77V84H75ZM14 86V85H13ZM27 86V85H26ZM79 86V85H78ZM77 86V87H78ZM222 86V85H221ZM252 86V85H251ZM4 87V86H3ZM12 87V86H11ZM48 87H49V85H48ZM220 87V86H219ZM218 87V88H219ZM254 87V86H253ZM257 87V86H256ZM7 88V87H6ZM37 88V87H36ZM70 88V87H69ZM68 88V89H69ZM83 88V87H82ZM163 88V87H162ZM218 88H216L217 90H218ZM19 89V88H18ZM49 89H51V87L49 88ZM67 89V90H68ZM215 89V90H216ZM222 89V88H221ZM58 90H60V89H58ZM220 90V89H219ZM224 90H225V92H224V94L226 93V89L224 88ZM262 90H264V89H262ZM20 91H22V93L24 94L25 92L26 93H33V92H35L36 91V89H35V86L34 87H29V88H22ZM44 91V90H43ZM50 91H52V90H50ZM100 91V90H99ZM153 91V90H152ZM14 92V91H13ZM150 92V91H149ZM223 92V91H222ZM260 92V91H259ZM143 93V92H142ZM216 93V92H215ZM246 93V92H245ZM262 93V92H261ZM36 94H38L39 96H42V97H44L45 96V93H43V92H41L40 90L36 93ZM52 94V93H51ZM149 94V93H148ZM152 94V93H151ZM220 94H223V93H221L220 92ZM251 94V93H250ZM249 94V95H250ZM253 94H255V93H253ZM35 95V94H34ZM37 95V96H38ZM147 94H145V96H146ZM163 95V94H162ZM216 95V94H215ZM214 95V96H215ZM219 95V94H218ZM245 95V94H244ZM10 96V95H9ZM140 96V95H139ZM142 96V95H141ZM149 96V95H148ZM223 96V95H222ZM224 96H226V94L224 95ZM230 96V95H229ZM11 97V96H10ZM24 97H25V95H24ZM46 97V96H45ZM44 97V98H45ZM120 97V96H119ZM213 97V96H212ZM218 97H220V95L218 96ZM248 97V96H247ZM250 97V96H249ZM254 97H256V96H254ZM19 98V97H18ZM137 98V97H136ZM214 98V97H213ZM216 98H217V95H216ZM222 98V97H221ZM64 99V98H63ZM139 99H140V97H139ZM215 99V98H214ZM219 99V98H218ZM217 99V100H218ZM223 99H224V97H223ZM250 99V98H249ZM221 100V99H220ZM242 100V99H241ZM32 101V100H31ZM43 101V100H42ZM53 101V100H52ZM93 101H94V99H93ZM214 101V103H213V105H215V102H216V100H213ZM222 102H223V100H221ZM220 101V103L222 104H219V105H221V106H224L225 104L224 103H226V102H224V103H222ZM17 102V101H16ZM34 102V101H33ZM141 102H143V100H138L137 101V104H139V106H140V104H141ZM160 102V101H159ZM219 102V101H218ZM36 103V102H35ZM43 103V102H42ZM240 103V102H239ZM19 104V103H18ZM27 104V103H26ZM43 104H45V103H43ZM68 104V103H67ZM133 104V103H132ZM136 103H135V106L133 107V109L136 107V105H137ZM248 104V103H247ZM131 105V104H130ZM142 105V104H141ZM227 105V104H226ZM230 105V104H229ZM138 106V105H137ZM217 106V105H216ZM215 106V107H216ZM247 106V105H246ZM245 106V107H246ZM29 107V106H28ZM131 107V106H130ZM129 107V108H130ZM214 107V106H213ZM85 108V107H84ZM129 108H128V110H129ZM141 108H143V106L141 107ZM217 108V107H216ZM220 108H223V107H220ZM225 108V107H224ZM233 108V107H232ZM240 108V107H239ZM248 108V107H247ZM226 109V108H225ZM83 110V109H82ZM112 110H113V108H112ZM137 110V109H136ZM141 110V109H140ZM218 110V109H217ZM222 110V109H221ZM224 110V109H223ZM78 111V110H77ZM123 111V110H122ZM142 111V110H141ZM140 111V112H141ZM219 111V110H218ZM226 111V110H225ZM79 112L80 111H78V114H79ZM83 112V111H82ZM88 112V110H86V109H84V115H86V113ZM121 112V111H120ZM124 112V111H123ZM123 112H122V114H123ZM140 112L139 113H136V111H135V109H134V111L132 112L131 110H129L128 112H127V114L126 115H128L127 117H129V118H132V121L130 122V124H135V122H137V121H140V120H138L139 119V117H140ZM222 112V111H221ZM254 112V111H253ZM216 113V112H215ZM223 113V112H222ZM226 113V112H225ZM31 114H33V113H31ZM90 114V113H89ZM218 114V113H217ZM65 115V114H64ZM121 115V114H120ZM123 116V115H122ZM216 116V115H215ZM82 117V116H81ZM47 118H49V117H47ZM60 118V117H59ZM89 118V117H88ZM217 118V117H216ZM242 118H243V115L240 113V114H238L236 117H235V120H237V121H241L242 120ZM40 119V118H39ZM56 119V118H55ZM77 119V118H76ZM86 118H84V120H85ZM128 119V118H127ZM141 119V118H140ZM48 120V119H47ZM79 120V119H78ZM83 120V121H84ZM88 120V119H87ZM123 120H124V118H123ZM126 120V119H125ZM129 120V119H128ZM127 120V121H128ZM219 120V119H218ZM228 120V119H227ZM53 121V120H52ZM183 120H181V122H182ZM234 121V120H233ZM180 122V123H181ZM188 123V121H185V123ZM55 123V122H54ZM79 123V122H78ZM81 123V122H80ZM91 123V122H90ZM122 123H123V121H122ZM126 123V122H125ZM125 123H123V124H125ZM179 123V122H178ZM177 123V124H178ZM213 123H215V122H213ZM220 123V122H219ZM228 123V122H227ZM57 124V123H56ZM55 124V126H57ZM119 124H121V123H119ZM127 124H128V126H129V123L127 122ZM176 124V125H177ZM183 124H184V122H183ZM192 124V123H191ZM217 124H218V121H217ZM122 125V124H121ZM185 125V124H184ZM183 125V126H184ZM213 125V124H212ZM239 125V124H238ZM120 126V125H119ZM124 126V125H123ZM134 126V125H133ZM137 126V125H136ZM182 126V127H183ZM220 126V125H219ZM231 126V125H230ZM178 127H179V125H178ZM236 127V126H235ZM75 128V127H74ZM128 127H126L125 129H127ZM131 128H132V126H131ZM195 128V127H194ZM229 128V127H228ZM53 129V128H52ZM119 129V128H118ZM186 129V128H185ZM188 129V128H187ZM212 129H213V127H212ZM235 129V128H234ZM120 130V129H119ZM128 130V129H127ZM129 130H130V128H129ZM183 130V129H182ZM181 130V131H182ZM117 131V130H116ZM188 131V130H187ZM214 131V130H213ZM217 131H221V129L220 130H217ZM123 132V131H122ZM182 132H184V131H182ZM190 132H192V131H190ZM190 132H188V133H190ZM225 132V131H224ZM119 133H121L120 131H119ZM119 133H117V134H119ZM128 133V132H127ZM187 133V132H186ZM194 133V132H193ZM126 134V133H125ZM172 133H170V135H171ZM174 134V133H173ZM177 134V133H176ZM191 134V133H190ZM211 134H212V132H211ZM58 135V134H57ZM121 135V134H120ZM184 135V134H183ZM175 136V135H174ZM174 136H170V137H172L171 139H173V137ZM185 136H186V134H185ZM188 136V135H187ZM191 136V135H190ZM108 137V136H107ZM181 138L183 137V136H180ZM189 137V136H188ZM192 137V136H191ZM112 138H114L113 136H112ZM176 139H177V137H175ZM174 138V139H175ZM220 138V137H219ZM92 139V138H91ZM110 139V138H109ZM117 139V138H116ZM115 139V141H118V139L116 140ZM178 139H179V137H178ZM183 139V138H182ZM186 139V138H185ZM192 139H193V137H192ZM191 139V140H192ZM263 139V138H262ZM107 140V139H106ZM105 140V141H106ZM114 140V139H113ZM112 140V141H113ZM120 140V139H119ZM41 141V140H40ZM109 141V140H108ZM107 141V142H108ZM111 141V142H112ZM161 141V140H160ZM159 141V143H161ZM172 141V140H171ZM176 141V140H175ZM178 141V140H177ZM180 141V140H179ZM182 141V140H181ZM187 141V140H186ZM194 141V140H193ZM236 141V140H235ZM262 141V140H261ZM196 142V141H195ZM220 142V141H219ZM36 143V142H35ZM45 143V142H44ZM155 143V142H154ZM163 143H165V142H163ZM185 142H183V144H184ZM187 143V142H186ZM185 143V144H186ZM259 143H260V141H259ZM263 143V142H262ZM177 144H179V143H177ZM181 144V143H180ZM194 144V143H193ZM196 144V143H195ZM162 145H164V144H162ZM169 144H167V146H168ZM176 144L174 143V146H175ZM182 145V144H181ZM192 145V144H191ZM259 145V147H263V145H261V144H258ZM261 145V146H260ZM35 146V145H34ZM38 146H39V144H38ZM172 146V145H171ZM180 145H178L177 147H179ZM186 146V145H185ZM189 146V145H188ZM188 146H186V147H188ZM53 147V146H52ZM77 147V146H76ZM76 147H74V148H76ZM162 147V146H161ZM258 147V148H259ZM39 148V147H38ZM41 148H42V146H41ZM180 148H181V146H180ZM190 148V147H189ZM188 148V149H189ZM192 148V147H191ZM257 148V147H256ZM264 148V147H263ZM164 149V148H163ZM167 149H169V147L167 148ZM174 149V148H173ZM197 149V148H196ZM180 150V149H179ZM191 150V149H190ZM258 150V149H257ZM260 150H261V148H260ZM160 151V150H159ZM171 151H172V149H171ZM192 151V150H191ZM263 151H264V149H263ZM263 151H262V153H263ZM71 151H69V153H66L65 155H67L68 156V154H71L70 153ZM174 152V151H173ZM181 152V151H180ZM183 152V151H182ZM195 152V151H194ZM28 153V152H27ZM179 153V152H178ZM184 153V152H183ZM182 153V154H183ZM247 154V153H246ZM245 154V155H246ZM36 155V152H31V154L29 155V156H27L26 158H28L29 160H30V157H31V159H32V157L33 156H35ZM243 155V154H242ZM242 155H240V156H242ZM247 155H249V153L247 154ZM246 155V156H247ZM239 156V158L238 159H240L241 157ZM262 156V155H261ZM236 157H238V156H236ZM236 157H234L233 158V160L232 161H234V162H232V164L234 165L233 167L235 168V169H237L236 171H238V166H237V168L235 167V164H237L238 165V163H235V160H236ZM251 157V155L250 156H248V158H250ZM259 157V156H258ZM63 158H64V156H63ZM62 158V159H63ZM23 159V158H22ZM27 159V161H29ZM61 159V158H60ZM237 159V161H241V159L240 160H238ZM245 159H246V157H245ZM251 159V158H250ZM262 160V159H261ZM26 161V162H27ZM242 161H243V158H242ZM256 161L257 162H259V159L257 160V158H256ZM2 162V161H1ZM16 162H18V161H16ZM15 162V163H16ZM25 162V161H24ZM161 162V161H160ZM164 162V161H163ZM262 162V161H261ZM6 163V162H5ZM14 162L12 163L11 161H9V162H7V164L5 165L4 164V166H2L1 167V169H0V185H1V183L3 182L2 180L3 179H6V178H10L13 174H15V172H17V170L20 168L19 167V165H18V163H16V165H14L15 164ZM159 163V162H158ZM165 163V162H164ZM241 163H243L244 164V166H245V163H247V162H245L244 163V161L243 162H241ZM250 163L251 162H249V165H250ZM260 163V162H259ZM3 164V163H2ZM1 164V165H2ZM166 164V163H165ZM256 164V163H255ZM21 165V164H20ZM252 165V164H251ZM250 165V166H251ZM257 165H259V164H257ZM261 165V164H260ZM45 166V165H44ZM43 166V167H44ZM163 166H164V164H163ZM166 166V165H165ZM239 166H241V164L239 165ZM233 167H231V168H233ZM246 167H247V164H246ZM245 167V168H246ZM259 167V166H258ZM263 167H264V165H263ZM256 168V167H255ZM254 168V171L257 169H255ZM23 169H25V168H23ZM40 169H42V167L40 168ZM241 169H242V167H241ZM261 169V168H260ZM158 170H160V169H158ZM158 170H157V172L156 173H154L155 174V176H158L159 174H157L158 173ZM240 170V169H239ZM250 170V169H249ZM263 170V169H262ZM40 171V170H39ZM156 171V170H155ZM163 170H160V172H162ZM228 171H229V168H228ZM231 171V170H230ZM229 171V172H230ZM235 171V170H234ZM242 172H243V170H241ZM244 171H246V170H244ZM248 171V170H247ZM257 171H258V169H257ZM36 172V171H35ZM165 172V171H164ZM219 172V171H218ZM223 172H224V170H223ZM241 172V173H242ZM252 172V170L250 171V173ZM256 172V171H255ZM259 172V171H258ZM264 172V171H263ZM262 172V173H263ZM220 173V172H219ZM222 173V172H221ZM228 173V172H227ZM232 173L233 172H231V176L230 177H232ZM235 173V172H234ZM233 173V174H234ZM240 172H238V174H239ZM240 173V174H241ZM261 173V172H260ZM27 174V173H26ZM154 174H152V175H154ZM157 174V175H156ZM162 174H164V176H165V173H162ZM225 174H226V171H225ZM224 174V175H225ZM244 174H246V172L244 173ZM252 174V173H251ZM34 175V174H33ZM222 175H223V173H222ZM223 175V176H224ZM247 175V174H246ZM160 176H161V174H160ZM164 176H163V178H164ZM238 176V175H237ZM236 176V177H237ZM255 176V175H254ZM262 176V175H261ZM149 177H151V176H149ZM220 177V176H219ZM219 177H218V181H219ZM222 177V176H221ZM227 177H228V175H227ZM239 177H241V176H239ZM238 177V178H239ZM242 177H244V176H242ZM241 177V178H242ZM246 177V176H245ZM258 177V176H257ZM260 177V176H259ZM153 178H155V177H153ZM158 178H161V177H158ZM158 178H155V179H157L158 180ZM182 178V177H181ZM180 178V179H181ZM215 178H217V174H216V176H214L213 175V179H214V181L215 182H217L216 180H215ZM222 178H224V177H222ZM226 178V177H225ZM229 178V177H228ZM227 178V179H228ZM233 178H234V176H233ZM238 178H234V180L235 179H238ZM256 179V177H253V179ZM261 178V177H260ZM264 178V177H263ZM26 179V178H25ZM89 179V178H88ZM87 179V180H88ZM149 179H151V178H149ZM231 179V178H230ZM240 179V178H239ZM246 179V178H245ZM254 179V180H255ZM86 180V179H85ZM90 180V179H89ZM89 180H88V183H89ZM96 180V179H95ZM160 180V179H159ZM158 180V181H159ZM182 180V179H181ZM184 180V179H183ZM223 180V179H222ZM225 180V179H224ZM219 181V183L220 182H225V181ZM84 181V180H83ZM161 181V180H160ZM236 181H238V180H236ZM239 181H241V180H239ZM238 181V182H239ZM243 181V180H242ZM252 181V180H251ZM261 181H263V179L261 180ZM97 182L98 181H96L95 183L97 184ZM230 182V181H229ZM235 182V181H234ZM254 182V181H253ZM80 183V182H79ZM81 183H82V181H81ZM87 183V184H88ZM94 182H93V184H95ZM218 183V184H219ZM231 183V182H230ZM229 183V184H230ZM236 183V182H235ZM234 183V184H235ZM84 184V183H83ZM224 184V183H223ZM226 185H227V183H225ZM231 184H233V183H231ZM237 184H239V183H237ZM251 184V183H250ZM261 184V183H260ZM23 185V184H22ZM85 185V184H84ZM89 185V184H88ZM90 185H91V183H90ZM97 185H99V184H97ZM225 185V186H226ZM264 185V184H263ZM263 185H261V186H263ZM25 186V185H24ZM76 186H78V184L76 185ZM82 186V185H81ZM92 186V185H91ZM94 186V185H93ZM218 186V188H219V185H217ZM220 186H221V184H220ZM235 186V185H234ZM15 187H16V185H15ZM73 187V186H72ZM78 187H80V184H79V186ZM77 187V189H79ZM84 187V186H83ZM90 187V186H89ZM96 187L97 186H95V189H96ZM233 187V186H232ZM247 187V186H246ZM249 187V186H248ZM7 188V187H6ZM22 188V187H21ZM73 188H76L75 186L73 187ZM81 188V187H80ZM85 188V187H84ZM104 188V187H103ZM103 188H101V189H103ZM107 188V187H106ZM235 188H237V186H235ZM253 188H255V187H252V189ZM258 187H256V189H257ZM14 189V188H13ZM12 189V190H13ZM83 189V188H82ZM88 189V187L86 188V190ZM93 189V188H92ZM91 189V190H92ZM98 189H100V188H98ZM109 189V188H108ZM108 189H103L105 192H106V190H108ZM220 189H221V187H220ZM237 189H239V187L237 188ZM247 189V188H246ZM251 188H250V192H248L247 194H245L244 193V197L245 198H240V200H242V202H241V204L238 206V208H236V209H234L233 207V205H236V202H235V204L234 203H232V209L230 208H228L227 210L230 212V213H227V216H226V214H224V213H226L225 212V210H224V212L222 213L223 215H221V216H223V217H225V218H223V219H221V220H223L224 222H221V220H219L218 222L220 223L221 222V224L222 223H224V225H221V224H219L218 222H217V220H218V218H217V220L215 221V222H217L219 225H221L220 227L218 226V228H216L217 227V224L214 226L215 227V229H214V227H213V229L210 231V229H209V231L210 232H207L208 230H207V228H206V232H205V230L204 231H202V229L201 228H203L205 225H207V222L205 221V225L204 226H201V225H199L201 228V231L200 230H197L196 228L198 227V224H197V226H196V224H194L193 223V225H191L192 224V222H195L197 219H198V217H199V215H201V212H200V214L198 213V215H196L195 216V214H194V216L192 217L191 215H190V213L192 212V210H194L196 207V205H193L194 203H195V200H194V203L193 204H190L191 206L193 205L195 208H190V206H189V204H188V202H187V205L186 206H188L190 209H192L191 211H190V213H189V211L188 210H190V209H188V207L186 208L187 209V211H186V209H183V211H184V213L186 214V212H187V215H183L184 217H187L188 216V213H189V217H190V219H193V220H189L188 218V220H186V219H184V220H186V222L188 221V223L190 224H188L187 223V225L185 224V222L184 221H181V220H179L177 217L178 216H181V215H176V211L178 210V207H181V206H183V207H181V209L182 208H185L184 206L185 205H183V201L185 202L186 200H188V199H186L185 200V198H186V196L185 195H183L184 197V200L182 199V201L180 202V206L178 205L179 203L177 202V200L179 199V198H181V196L180 197H178V199H176V204H177V206H174V207H177L176 208V210H175V212H173V214L174 215H176V217H174V215L172 214V217H173V220L172 221H170V220H168V222H169V224H163L164 223V221H162V219H161V222H163L161 225H157V226H155V225H153L152 226V223H153V221L155 222V220H153L152 221V223H151V225L149 226L147 223H149V221L145 224L144 222H143V220H141L140 218V220H141V222H143V223H141V222H139L138 220H135V219H133L134 218V216H132L133 214H131L132 213V208H134L132 205V207H131V209L130 210H128L129 209V207H126V208H128L126 211H131V213H129V214H131V215H128V212H126L125 210H123L125 207H123V205H122V208H121V206H118L119 204L117 203H115V202H109V203H111V204H109V203H103L104 201H106V197H103L102 198V196H104V195H99V193H97V192H95V193H97V194H95L94 192V194L95 195H97V197L98 196H101V197H99V198H94V199H96L97 201L96 202H92L91 200V202L88 200L89 198L88 197H85V198H88L87 200H88V202H85V200H84V202H82L83 200L82 199H84V197L83 198H81V197H79V198H81V199H78V198H75V203H74V205H73V209L71 208V210H73V215L75 216V218L72 216V215H70V216H72L71 218L73 219H76V220H74V222L76 221V223H75V225H76V228H74L75 229V235L76 234H79V233H77V232H81V234L82 233H87L88 234V232H90L91 233V231H93V233H95L94 231H98V233L100 232L102 235V238H103V241L105 240V242L103 243L104 244V247H103V251H104V253L102 254L103 255V257L105 258V261L103 262L102 261V259H101V261L103 262V264H145V261H147V259L146 258H148V256H152V258H155V257H153V254H154V256H158V257H161L162 258V256L163 255H165V257L167 258V255L169 254V255H171V257H169V255H168V257L169 258H171V259H173L172 258V255H174V256H176V261L177 260H180L181 259V262L179 261V262H176V264H186V263H190V260L189 259H191V258H189L188 260L187 259H184L183 257V259L185 260V261H183V259L182 258H180V259H177V256H178V258H179V256H181V255H184L185 253H187V252H193V248L195 247L196 249H197V251H195L196 249H194V251L195 252H197V254L198 255H200V254H202L203 255V257H202V255H201V261H202V258H204V254L205 253H207V257H208V255L210 254V253H212L214 250H220L219 249V247L221 246V248L223 247V245L222 244H225L226 243V241H227V243L228 242H230L229 240V238H228V240H225V241H222V239H223V237L225 236V237H228L227 235H235V236H232L234 239L233 240H231V242L229 243V245L228 244H225L226 245V247H227V245H228V247L226 248V247H223L222 249H224V248H226L227 250L229 249V247H230V249L233 251V249H235L234 250V253L233 254H235V252L236 251H238V250H240L239 252H241L242 253V251H241V248H246L247 247V243H246V241H248L249 242V239H251V238H253V236H255V238H256V240H259V241H256V242H258L259 243V245H258V243L256 244V245H258L259 246V249H261V248H263L262 249V251H264V193H262V191H260L259 193H256V194H254V192L256 191V189L254 190V191H251L252 190ZM259 189H260V187H259ZM2 190V189H1ZM0 190V191H1ZM16 190H18V189H15V191ZM20 190V189H19ZM66 191H67V189H65ZM64 190V191H65ZM81 190V189H80ZM90 189L89 190H87V191H91ZM240 190V189H239ZM248 191H249V189H247ZM258 190V189H257ZM261 190H263L262 189V187H261ZM9 191V190H8ZM69 191V190H68ZM71 191H72V189H71ZM73 193H76L75 192V190L73 189ZM76 191H78V190H76ZM92 191H94V190H92ZM102 191V190H101ZM103 191V193L105 194V192ZM222 191V190H221ZM5 192V191H4ZM11 192V191H10ZM13 192V191H12ZM58 192V191H57ZM57 192H55L54 194H56ZM70 192V191H69ZM83 192V191H82ZM98 192H100V191H98ZM108 192H109V190H108ZM111 192V191H110ZM243 192V191H242ZM252 192V193H251ZM258 192V191H257ZM263 192H264V190H263ZM9 193V192H8ZM14 193V192H13ZM27 193H28V191H27ZM63 194V192H62V190H61V192H60V195H62ZM68 193V192H67ZM78 193V192H77ZM85 193V192H84ZM83 193V194H84ZM89 194L91 193V192H88ZM88 193H86V194H88ZM102 193V194H103ZM262 193V194H261ZM10 194V193H9ZM21 194V193H20ZM22 194H24V193H22ZM31 194H32V192H31ZM34 194H35V192H34ZM37 194V193H36ZM64 194H66L65 192H64ZM70 195L72 194V193H69ZM107 194V193H106ZM111 194H112V192H111ZM242 194V193H241ZM11 195V194H10ZM19 195V194H18ZM58 195H59V193H58ZM79 195V194H78ZM94 195V196H95ZM110 195V194H109ZM246 195V196H245ZM8 196V195H7ZM22 196V195H21ZM24 196H25V194H24ZM27 196H28V194H26V197L25 198H27ZM32 196V195H31ZM30 196V197H31ZM36 196H38V195H36ZM35 196V199H37V200H39L38 199V197H36ZM40 196V195H39ZM55 196V195H54ZM57 196V195H56ZM63 197H64V195H62ZM67 196H68V194H67ZM71 196H73V194L71 195ZM71 196H69L70 198H73L74 199V197H71ZM77 196V195H76ZM92 196L93 195H91L90 194V197L92 198ZM106 196V195H105ZM107 196H108V194H107ZM242 196V195H241ZM5 197V196H4ZM9 197V196H8ZM7 197V198H8ZM29 197V196H28ZM34 197V196H33ZM41 197V196H40ZM68 197V198H69ZM112 197H113V195H112ZM172 197V196H171ZM170 196L167 198V202H170V201H168V200H170V198H171ZM188 197V196H187ZM240 197V196H239ZM7 198H4L3 200H5V199H7ZM19 197H17V199H18ZM22 198H24L23 196H22ZM59 198H60V196H59ZM67 198V197H66ZM67 198V199H68ZM69 198V199H70ZM92 198V200L94 201V199ZM100 198L101 199H104L103 201H101L100 200ZM174 198V194H173V197L171 198V199H173ZM190 198V197H189ZM35 199H33L32 197L30 198V199H28L27 198V203H26V205L24 206V203H23V205L22 204H20L21 205V207H25L24 209H20L19 210V212H17L15 209H13V210H15L16 212H17V215L16 214H14V215H12V217L10 216V218L8 217V218H6V216L4 217L5 219H3L2 221H0V264H7V263H5V262H7V260H10V259H7L6 260V258H8L7 257V255H5L4 256V254L2 255L1 253H4V252H1V251H3L2 249H3V247L5 246H7V242H6V240H5V238L7 239L8 237L10 238L12 235H19V236H23V235H25V234H27L28 232H30V231H32L39 223V217L41 216L40 214H43V212L46 210V205H48V204H46L45 202V199L44 200H42V201H36ZM41 199H43V198H41ZM65 199V198H64ZM63 199V200H64ZM77 199V200H76ZM174 199V200H175ZM191 199V198H190ZM21 201H22V199H20ZM20 200L18 199V200H16L17 202H18V205H19V203H20ZM79 200V201H78ZM80 200H82V201H80ZM108 200V199H107ZM152 200H154V199H152ZM152 200H149V201H152ZM162 200H164V199H162ZM192 200V199H191ZM244 200V201H243ZM24 201V200H23ZM45 201V202H44ZM68 201V200H67ZM71 201V200H70ZM98 201L100 202V203H98ZM109 201V200H108ZM113 201V200H112ZM114 201H115V199H114ZM188 201H190V200H188ZM239 201V200H238ZM238 201H237V203H238ZM4 202V201H3ZM118 202H120V200L118 201ZM153 202H155V201H153ZM159 202H161V201H159ZM163 202V201H162ZM171 202H174L173 200L171 201ZM170 202V203H171ZM192 202V201H191ZM0 203H1V201H0ZM73 203V202H72ZM113 203V204H112ZM115 203V204H114ZM121 203V202H120ZM133 203V202H132ZM135 203V202H134ZM149 203H151V202H149ZM148 203V204H149ZM164 204H165V206L163 207V208H165V209H167L168 210V208L167 207H170V205L171 204H169V206H167L166 205V201L165 202H163ZM163 203H161V204H163ZM175 203V202H174ZM181 203H182V205H181ZM240 203V202H239ZM52 204V203H51ZM65 204V203H64ZM122 204H123V202H122ZM126 204H128V202H126ZM125 204V205H126ZM131 204V203H130ZM129 204V205H130ZM147 204V205H148ZM152 204V203H151ZM151 204H149L150 206H151V208H152V206L153 205H151ZM154 204V203H153ZM156 204V203H155ZM158 204H160V203H157L156 205H158ZM160 204V205H161ZM168 204V203H167ZM195 204H197V203H195ZM59 205H60V203H59ZM61 205H63V204H61ZM121 205V204H120ZM124 205V206H125ZM134 205V204H133ZM145 205V203L143 204V207H145L144 206ZM174 205V204H173ZM48 206H50V205H48ZM53 206V205H52ZM58 206V205H57ZM67 206V205H66ZM128 206V205H127ZM140 206V205H139ZM155 206V205H154ZM153 206V209L156 207H154ZM197 206H199V205H197ZM229 206H230V204H229ZM236 206V207H237ZM20 207V208H21ZM61 207V206H60ZM136 207H138V206H136ZM158 208H159V205L157 206ZM157 207H156V209H157ZM173 207V206H172ZM231 207V206H230ZM18 208V207H17ZM125 208V209H126ZM140 208V207H139ZM162 207H160V209H161ZM200 208H202V207H197L195 210H197V212H199V209ZM64 209H66L67 210V208H65L64 207ZM69 209H70V207H69ZM136 209V208H135ZM134 209V210H135ZM141 209H143V208H141ZM147 209H148V211H150L149 210V208L147 207L146 208V212H147ZM202 209H204V208H202ZM201 209V210H202ZM18 210V209H17ZM70 210V212H72ZM144 210V209H143ZM171 210V209H170ZM180 210V209H179ZM194 210V211H195ZM200 210V211H201ZM85 211L86 212H90V215L89 214H85V216L86 217H83V212L85 213ZM136 211V210H135ZM145 211V210H144ZM152 211V210H151ZM154 211V213H156L157 212V210H153ZM152 211V212H153ZM156 211V212H155ZM159 211V210H158ZM162 211V210H161ZM163 211H164V209H163ZM194 211H193V213H194ZM227 211V212H228ZM15 212V213H16ZM143 212V211H142ZM168 212H169V210H168ZM172 212V211H171ZM170 212V213H171ZM134 213H137V211L136 212H134ZM141 213V212H140ZM139 213V214H140ZM148 213V212H147ZM162 213V212H161ZM169 213V214H170ZM178 213L180 214L181 213V211L179 212L178 211ZM203 213V212H202ZM5 214V213H4ZM11 214V213H10ZM12 214H13V212H12ZM146 214V213H145ZM150 214V213H149ZM149 214H147V215H149ZM160 214V213H159ZM192 214V213H191ZM8 215V214H7ZM31 215L33 216H35L36 217V219H34L35 217H33V219L31 220ZM47 215V214H46ZM46 215H45V213H44V216L46 217ZM158 215V214H157ZM156 214H155V216H157ZM161 215V214H160ZM193 215V214H192ZM43 215H42V218L44 217ZM48 216V215H47ZM69 216V215H68ZM130 216V217H129ZM137 216H139V215H137ZM170 216V215H169ZM182 216V220H183V217ZM201 216H203V214L201 215ZM204 216H206V215H204ZM220 216V217H221ZM131 217H133V218H131ZM150 218L152 217V216H149ZM154 217V216H153ZM152 217V218H153ZM161 217H162V215H161ZM160 217V218H161ZM164 217H166V216H164ZM163 217V218H164ZM168 217V216H167ZM167 217H166V219H167ZM172 217H170V218H172ZM144 218H145V215H144ZM169 218V217H168ZM203 219L204 218H207V217H202ZM201 217H199V219L198 220H200L201 221V219H202ZM69 219H70V217H69ZM72 219H70V220H72ZM136 219H138V218H136ZM156 219H158L159 220V218H156ZM195 219V220H194ZM225 219V220H224ZM244 219H246V221H245V223L246 224H248L249 222H252L253 223V225L251 224V223H249V225H247V227H246V224L244 225L243 223H244ZM250 220V221H248V220ZM42 220H45V219H42ZM145 220V219H144ZM164 220H165V218H164ZM206 220V219H205ZM211 220V219H210ZM252 220V221H251ZM73 221V220H72ZM160 221V220H159ZM204 221V220H203ZM247 221H248V223H247ZM45 222V221H44ZM161 222H159V224L161 223ZM166 222H167V220H166ZM165 222V223H166ZM208 222H210V221H208ZM212 222V221H211ZM72 223V222H71ZM184 223V224H183ZM196 223V222H195ZM202 223V224H203ZM241 223H242V225H241ZM44 224V223H43ZM156 224H158V223H156ZM210 224V223H209ZM241 225V227H240V225ZM69 225H70V223H69ZM196 226V228H195V226ZM244 225V226H243ZM194 226V227H193ZM211 226V225H210ZM39 227V226H38ZM69 227H71V225L69 226ZM74 227V226H73ZM72 227V228H73ZM205 228V227H204ZM210 228V227H209ZM73 229V230H74ZM78 231H77V230ZM198 229H199V227H198ZM92 234V233H91ZM29 235V234H28ZM93 235V234H92ZM77 236V235H76ZM85 236V235H84ZM100 237V236H99ZM231 237V238H232ZM258 238V239H257ZM97 239V238H96ZM96 239H94V240H96ZM100 239V238H99ZM98 239V240H99ZM248 239V240H247ZM254 239V238H253ZM30 240V239H29ZM94 240H92V241H94ZM100 240H102V239H100ZM26 241V240H25ZM205 241H208V244L210 245L211 243H209V242H215L214 243V246L211 244L210 246H213V247H210V248H207L208 246H207V244H206V247L205 246H203L202 245V243L204 244V242ZM90 242V241H89ZM95 242V241H94ZM99 242V241H98ZM225 242V243H224ZM253 242V241H252ZM251 242V243H252ZM92 243V242H91ZM91 243L89 244V245H91ZM96 243V242H95ZM94 243V244H95ZM101 243V245H103L102 244V242H100ZM206 243V242H205ZM222 243V244H221ZM254 244V243H253ZM252 244V245H253ZM101 245H98V243H97V246H99V248H100V246ZM192 245H194V246H192ZM224 245V246H225ZM255 245V244H254ZM255 245V246H256ZM92 246H93V244H92ZM250 246H251V244H250ZM257 246V247H258ZM187 247H188V251H187ZM189 247H193L192 248V250H189L190 248ZM14 248H16V247H14ZM28 248V247H27ZM91 248V247H90ZM98 248V249H99ZM233 248V249H232ZM237 248H239L238 250H237ZM251 248V247H250ZM249 248V249H250ZM101 249V248H100ZM253 249H255V248H253ZM252 249V250H253ZM258 249V250H259ZM75 250V249H74ZM225 250V249H224ZM227 250H225V251H227ZM245 250L246 249H243V251L245 252ZM77 251V250H76ZM96 251H97V249H96ZM102 251V250H101ZM102 251V252H103ZM221 252H225V251H223V250H220ZM248 251V250H247ZM256 251H257V249H256ZM41 252V251H40ZM78 252V251H77ZM195 252L194 253H191V255L192 254H195ZM230 252V254L232 253L231 251H229ZM228 252V253H229ZM239 252H238V254H239ZM251 252V251H250ZM253 252H255L254 250H253ZM253 252H251V253H253ZM209 253V254H208ZM216 253V252H215ZM256 253V252H255ZM254 253V254H255ZM73 254V253H72ZM71 254V255H72ZM99 254H101V252L99 253ZM188 254V253H187ZM190 254V253H189ZM196 254V257H198V255ZM213 254V253H212ZM222 255V253H217V257H219V255ZM227 254V253H226ZM248 254V253H247ZM260 254V253H259ZM264 254V253H263ZM39 255V254H38ZM79 255V254H78ZM84 255H85V253H84ZM224 255H225V253H224ZM227 255H229V254H227ZM227 255H225V257H226V259L225 258H221V259H219L218 260V258L216 257V254H213V257H212V255H211V257H212V259L213 258H215L214 259V261H210V263L208 262V261H206V259L207 260H211L210 258V255H209V259L208 258H206V255H205V260L204 261H202L204 264H264V257L262 256V253H261V257L262 258H257L256 257V254H255V257H253V259H251V258H249L248 256H247V260L248 259H251V260H248L247 262L248 263H242L243 262V260H241L242 259V257H232V255H231V257L234 259V260H232V261H229V260H231V259H229V257H230V255H229V257H228V259L229 260H227ZM236 255V254H235ZM241 255H243V254H241ZM70 257V256H69ZM79 257L81 258V255H79ZM102 257V258H103ZM221 257V256H220ZM245 257V253H244V255H243V258ZM22 258V257H21ZM83 258V257H82ZM166 258H164V259H166ZM193 258H195V255H194V257ZM100 258H98L97 257V259H95V261L97 260H99ZM150 259H151V257H150ZM160 259V258H159ZM163 259V258H162ZM245 258H244V261L246 260ZM12 260V259H11ZM13 260H14V258H13ZM12 260V261H13ZM23 260V259H22ZM62 260H65V259H62ZM71 260V259H70ZM81 260V259H80ZM84 260V259H83ZM155 260H157V259H155ZM166 260H170V259H166ZM192 260V262H193V259H191ZM198 260H200L199 258H198ZM11 261V262H12ZM15 261V260H14ZM76 261V260H75ZM75 261H73V262H75ZM101 261H99L100 263H101ZM164 261V260H163ZM162 261V262H163ZM170 261H173V263H174V259L173 260H170ZM195 261H197L196 260V258H195V260H194V264H196L195 263ZM208 262V263H206V262ZM242 261V262H241ZM54 262V261H53ZM81 262V261H80ZM154 262V261H153ZM199 261H197V263H198ZM39 263V262H38ZM78 263H79V261H78ZM82 263H85V262H83L82 261ZM150 263V262H149ZM157 263V262H156ZM172 263V264H173ZM17 264V263H16ZM87 264V263H86ZM102 264V263H101ZM152 264V263H151ZM154 264V263H153ZM160 264V263H159ZM162 264V263H161ZM193 264V263H192ZM198 264H201V263H198Z\"/></svg>","mask_w":264,"mask_h":264}]
</instances>
